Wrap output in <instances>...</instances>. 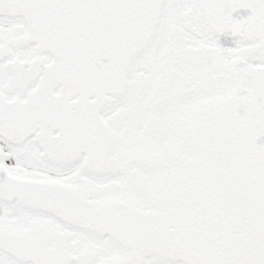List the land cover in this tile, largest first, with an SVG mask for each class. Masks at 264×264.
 I'll return each instance as SVG.
<instances>
[{
  "label": "snow or ice",
  "instance_id": "1",
  "mask_svg": "<svg viewBox=\"0 0 264 264\" xmlns=\"http://www.w3.org/2000/svg\"><path fill=\"white\" fill-rule=\"evenodd\" d=\"M0 264H264V0H0Z\"/></svg>",
  "mask_w": 264,
  "mask_h": 264
}]
</instances>
